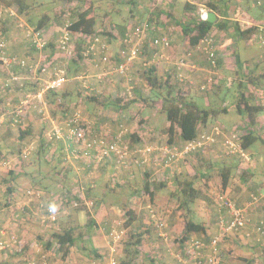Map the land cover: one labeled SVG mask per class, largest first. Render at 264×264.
I'll list each match as a JSON object with an SVG mask.
<instances>
[{
    "label": "rangeland",
    "instance_id": "rangeland-1",
    "mask_svg": "<svg viewBox=\"0 0 264 264\" xmlns=\"http://www.w3.org/2000/svg\"><path fill=\"white\" fill-rule=\"evenodd\" d=\"M26 1L29 4L30 12L27 13L28 16L20 17L16 15L13 19L14 22L10 23L11 28L9 34L13 35L11 41L14 40L13 38L16 39V42L13 44L14 46L23 44L22 47L24 48L25 53L22 54V57H25L28 60H40V58L43 59V57H50V46L54 44V42L59 37L60 30L65 25L69 24L71 18L73 17V15H75V10L79 6V4L75 0ZM95 1L96 4L94 8L95 12L97 13V28L102 30V37L104 41L110 45L109 48H111L112 44H117V48L119 47V45L121 46L120 40L118 38L120 36L121 30H130L131 28L137 26V24L146 20L149 22V18L151 16L150 12L152 11V8H154V10L160 8L163 10V13L160 14L158 19V22H161L159 24L161 26H159V32L157 34L160 36L166 35L170 40V54L173 60L171 66L176 67V62L179 60V58L181 56L187 55V63L180 71L177 70V68H169V62L171 61V58L169 61L160 59H156L153 61L150 60V57H152V53L148 49H145L139 60H135L138 63L134 62L130 70V75L132 77L131 83L136 85V88L140 90L142 94L146 95L150 93V88L146 84V81L143 79V76L141 74L142 69L144 68V66H146L143 65V62L146 60L158 66L157 71L159 74H173V79L169 84L172 86L174 93L178 91L180 92V94H182V96L188 98L190 97L202 107L210 109L215 108L219 110L223 107L228 109L227 113L218 114L216 117L212 116L208 118L206 122L200 123L198 134L207 132L210 127L215 124H221L224 126L226 131H234L237 135L242 131V129L246 126V122L245 120H243L244 117H241V115L236 112L233 103L238 96L239 89H242L244 87H242L241 85L242 88H239L240 81H243V84H247L248 82L243 79L246 78V74L255 77L259 74L264 73V45H262V43H259L256 40L245 41L238 37L234 39V41H230L231 44L228 45L229 40H227L226 33L220 30H217L216 32V30L214 29L212 31V37L216 44L214 45V47L216 50L217 59L220 60V66L214 68L209 65V60L202 50L203 43H200L199 48L196 46L197 51L203 52H201V54L192 52L191 47H183V42L181 43V39L178 35L179 29L176 28V25H178L177 19L180 18L177 17L178 13L175 12V10L172 8V4H174L175 1L176 3L179 1L181 2L182 6L183 1L185 0H158L159 2H155L154 0H143V6L140 7V10L138 9V13L137 0ZM193 1L195 2L197 7L198 5L208 7L207 0ZM218 1L219 0H217V2ZM153 3L155 4L154 6L152 5ZM232 5L235 9L234 14L232 15V21L238 23L241 27L249 26L252 24V22H257L258 20L264 22V11L260 8H256L253 5L252 0H232ZM2 6L4 7L3 1L0 0V12L1 14H3L2 17H0V38H2L5 41L6 46H8L9 43L7 42V39L3 34V29L1 28V23L5 22V20L7 19L6 18L4 20L6 16L4 15V13L7 12H4L3 8H1ZM144 6H146L148 9L146 10V13L144 12V14H142L143 10L146 9ZM197 7L195 11H197ZM81 8L83 9V7ZM15 9L16 8H13V10ZM61 9H63V13L60 14ZM45 10H55L57 12V15H55L52 22L42 30L44 34L43 36L48 42L47 46L41 52H34L32 46L28 42V39L25 37V30L33 29L34 22L38 18V15ZM195 11L194 13L196 14ZM18 24H21V27H19ZM55 28L57 31H54ZM109 31L113 32V34H117L115 36V41L109 39ZM147 35L149 38L150 34ZM176 39L177 44H179L180 46L181 43V46L179 50L175 52L171 48V42L172 40ZM225 41L226 46L220 47L219 44ZM233 48H235L236 53H232ZM14 49H16V47H14ZM13 55H16V53H14ZM235 55L239 56L242 62H246V64H244L242 68L237 65ZM195 56H199L200 61L203 62L204 69H202L203 71L199 70L200 73L193 76L192 72L186 71L185 69L188 67L189 61H192V57L195 58ZM111 60L113 59H111L110 56L109 62L104 65L100 63H98L100 65H97V63L95 62L86 61L83 63L65 62L68 74H74L73 76H67V81L61 88V90H67L71 93L70 97L67 98L65 103L61 105V107H58L54 110L49 109L47 105L38 103L37 108L33 107L29 109L25 117L26 119L23 120L24 122H15L11 119L7 120V126L0 127V130H2L0 131V134H3L4 129L9 130L10 128V131L7 130L8 133H10L7 139L9 141L10 136H12L14 139L13 141L9 142L8 146L16 147L18 146V143L14 142L15 136L19 133V130L26 128L25 121L29 122V120L31 119L33 124V136L35 139L31 138L30 140L24 142V144L26 143L27 145H29L30 143H34V148L30 150L29 159L31 161L34 160L35 162H38L36 158L37 151L40 146L39 142L36 141V135H40L39 130H44V133L47 135V132L49 133L50 130V120H54L57 122L62 121L63 118H65V113H67V111L69 113L73 108L80 109L83 114V118L91 122L92 125L89 133L90 136H96L100 134L99 131L101 129H98V126L103 123H107L111 129H115V131H111L107 134L102 133L105 136H108L109 134L110 137H112L117 132L119 133L120 131L121 133V131L123 130V143L127 146L129 156L133 161L130 164L122 165L120 170H117L119 168H116V170L113 169L112 171L110 170V174L112 172H117V174L111 175L117 178V180H115V184L112 185V181L109 178V173H104L102 181L97 185V188L84 191L85 198L84 200L79 199L80 201L78 202L77 207L69 204L64 205L60 209V215L56 228L63 229L67 226H75V233L78 234L80 232V238H86L84 237L86 234H89L91 236V234H95L96 231L99 232L100 238H106L108 241V245H110L109 247H113L115 249L114 255L119 264L123 257L125 259L131 257L133 259L129 264H160L154 258L156 256L153 252L156 249L154 245L156 243H159L160 238H168L169 241L173 242L170 246V253L169 251L167 252V248H169V246H164V251L170 257L171 261H178L185 264L187 260H189V264H197L198 261H194L193 259L190 260L189 256H187V254L185 253V250L183 251V253L182 249H179L180 242L177 238H180L181 232H178L177 225L173 224L175 220H178L177 211H179V217L183 218L184 216H189L194 220H201L203 222H208V220H211L212 224H214L216 218L218 219V217H222L223 213L217 210V206L214 202V192L221 187L218 170L224 164L234 163L236 156L226 154L223 150V147L221 146L220 140L215 143L207 144L202 148L192 150L188 153H183L181 151L184 147V142L175 141L171 145L168 144V135L166 132L167 128H153L151 130L144 123L147 120V117L145 116L153 111V109L157 110V108H151L149 106H143L136 103L126 109H123L124 114L121 112L123 115H119L118 110H116L115 108L116 106L111 103V101L114 100L117 94L124 92L123 90L128 87V83L124 76L117 75L112 68L113 65H116L119 62H115V64H113ZM54 63L55 64H52L51 67L58 66L60 63L62 65V62H59L57 60ZM148 64L149 63H147V65ZM244 71H246V73ZM22 73H25L24 70L22 71ZM6 78H9V73L7 74V76H3L2 74H0V86H2L0 90L3 89L5 83L7 84L8 81ZM33 80L34 79H27L25 81L35 82V80ZM37 82L38 81H36L35 84L40 87V81L38 83ZM9 86L11 87L8 89L12 88V90L7 89V93L9 96L8 104H5V101L4 103L2 102L3 105L9 108V111L14 107L19 106L22 100H28L31 102V104H34L36 98L33 97V94L35 92L27 90V93H25V90H19V87H17L16 85ZM201 86H204V88H201ZM258 86L261 87H259L261 91H259L260 93L255 92L254 84L252 83H248L244 90L246 92L248 91L252 92V94H256V102L264 104V80H262ZM26 94H29L30 96L26 97ZM89 96L92 98H90ZM42 98H44V94ZM5 106L3 108H5ZM66 106L67 110H65V112H62L64 107ZM1 108L2 105L0 104V115L2 114ZM38 108H41L40 112ZM103 110H106V113L111 117L103 115ZM115 111H117L118 115L114 113ZM127 112L129 115L127 114ZM262 114H264V111L259 114V116ZM10 116L12 117L11 114ZM161 121V119H158L155 120V123L159 124ZM258 121L260 123V121H264V118L258 119ZM43 122H47V126H45L44 129L41 128V126H43L41 125L43 124ZM132 125H134L135 127L131 128ZM140 127L148 128L144 129L146 131H143V138L147 139V143L143 142L142 139L140 141H137V143L140 144L135 147V144L131 142L132 139L129 138V135L131 134L130 129L135 130V128H137V130H139ZM261 131L264 134V130L261 129ZM5 142H7V140H5ZM5 142L2 143L4 148H6L7 146V143ZM25 147L26 146H22L23 150ZM148 147L152 148L154 151L152 150L151 153H148L149 151L145 149ZM163 147H167L168 149H170L173 154V162L170 164L167 171H158L157 175H154L155 179L151 181L152 183L160 181L162 179L167 180L169 178H173L174 173L180 176H194L196 173L200 174L201 170L208 171V179L206 177V179L204 177H199V179L195 181L194 185L196 188H198L199 193L197 198L193 202H191L188 207L184 206L183 208H180V201H177L176 198L169 195L170 189L168 188L163 187L157 190L158 188H156V186L154 185V202H150L147 191L143 189L141 175L148 172L145 171L144 173V170H151V172H153V164L151 161L152 154L159 152L157 156H161L160 148ZM6 149L7 150H4L3 153L1 168V172H3L4 175L7 172L8 167L17 162L18 156L16 150L14 152H11L12 148L9 147ZM143 149L145 150V152L142 154L139 150ZM247 151L249 154H252L255 159V167H251L253 170L252 176H254L257 181L263 180L264 144H262L260 141H256L248 148ZM45 153L47 154L42 156V159L40 160V169L43 172L46 171V162L51 165L55 161L54 154L52 153V148H48ZM51 154L53 155L51 156ZM136 155L137 161H135ZM49 157L53 162H50L48 160L46 161V159ZM198 158L200 160H204L203 163H200ZM215 158L218 160L217 162L214 160ZM27 160L28 159L26 158L23 159L25 164L23 163L22 165L18 166L16 170L20 169L22 166L25 170L29 166V161ZM209 161H211V163H209ZM50 169H52V167H50ZM244 169L247 170L246 168ZM244 169H239V172L238 168L236 169L234 175L237 176V179L243 176L242 172ZM97 170H99V167H96L93 170L91 168V170H88L87 173L89 171L95 172ZM128 172H132L133 175L129 180L127 178H124V174ZM87 173H84V177H86ZM82 179V182H85L84 184H88L86 180L84 181V178ZM1 180L2 176H0V181ZM206 181H210V183L208 184ZM34 195L35 193L32 192L31 196ZM229 196L231 198L234 197L231 193L229 194ZM2 197L3 193L0 192L1 208L4 207L3 202H5ZM98 204H101L102 207H98ZM148 204H150V208H152V213L148 211ZM247 205V209L245 208L246 210L253 209L252 206L249 208V206ZM128 208H131L133 210L132 214L126 213V210ZM248 212L250 213V211ZM1 213L7 216L9 215L10 211L2 210L0 211V214ZM151 214L154 215L151 216ZM89 218H92L94 220V223L87 229L86 223L89 222ZM152 219H156V221L151 223ZM5 220L6 218L3 220L0 218V230H2L4 227L8 228L6 226V223H4ZM144 221H146L147 223H143ZM3 223L5 225L2 226ZM147 226L149 227L146 228ZM112 232L113 234H116L118 236V240L115 242L111 240ZM214 232L216 233L217 231L214 230ZM140 233L141 235L143 234L141 237V241L138 242V244H130V238L132 234H134V237H132V241H134L136 235ZM232 236L235 235L229 234L224 238H232ZM152 238L153 241H151ZM6 240H9V238H6ZM122 249L123 251L125 249L126 254L123 253ZM3 251L9 253V250L7 249L0 250V253H2ZM56 252L57 253H54L53 255H49L47 257L48 260L53 261L56 264H62L63 261L66 262V264H104L105 262L104 259H101L100 261L95 263L89 260L92 258H85L82 260L81 258H78V260L76 261H71L68 256L66 258H63L59 250H57ZM103 254L105 255V253ZM181 255H184L186 262H183L184 257ZM218 262L220 261L218 260Z\"/></svg>",
    "mask_w": 264,
    "mask_h": 264
},
{
    "label": "built area",
    "instance_id": "built-area-1",
    "mask_svg": "<svg viewBox=\"0 0 264 264\" xmlns=\"http://www.w3.org/2000/svg\"><path fill=\"white\" fill-rule=\"evenodd\" d=\"M159 2L158 0H154ZM257 6L264 7V0H253ZM154 2V3H155ZM152 4L153 6L155 4ZM3 8L4 15L11 17L16 16V12L12 8L1 7ZM196 11V16L199 21H208L207 14L210 9L203 5H198ZM154 10V8H152ZM3 14L0 12V17ZM21 27V24H18ZM260 30H264L263 25H259ZM159 29V28H157ZM153 30L152 23L147 20L137 24L134 28L124 31L123 35L119 36L120 43L122 45L119 50V56L121 61L113 65L112 68L115 73L119 76H124L127 80L128 87L124 92L120 93L126 100L130 99L132 94V84L131 77V67L133 66L135 60H139L144 48H149L148 50L152 53L150 60H167L171 58L170 54V40L165 36H156L153 39H148L149 32ZM25 37L28 39L30 45L41 52L47 45V40L44 38L42 31H35L33 29L25 30ZM101 31V30H100ZM116 34V33H114ZM117 35V34H116ZM213 34H208L200 43H203L202 50L207 56L211 66L216 65V50L214 45L215 41L213 39ZM261 37V36H260ZM78 39H84L85 42L82 43L80 49H76V42ZM256 40L255 38L250 39L249 41ZM261 43H264L263 39H258ZM200 43L197 45L199 48ZM6 43L0 38V60L2 64L6 67L17 66L24 69V74L18 75L13 71L9 72V78L7 79V85H16L19 89L24 88L25 80L34 79L40 81L41 83L38 90L33 94L36 99L34 104H31L28 100H22L19 106L14 107L10 110V114L15 122H22L29 109L37 108V104H44L42 98L44 92L49 90H57L63 86L67 81V69L66 61L73 59L77 63L91 62L95 58L102 64H107L110 60V48L100 32L86 34L84 32H75L68 29V25H65L60 30V35L55 41V61L62 62L58 66L51 67L55 64L54 59L51 58L48 60V57L40 58V60H28L25 57H18L16 55H11L6 53ZM189 55V54H188ZM187 55L181 56L176 62L177 70H182L183 66L186 65ZM54 61V62H53ZM151 63L150 61H144L143 65ZM26 74V76H25ZM46 76V77H45ZM33 80V81H34ZM204 88V86H201ZM29 94H26V97H29ZM39 112L41 108H38ZM82 112L78 108H74L67 119L62 121L50 120V130L47 133V138L53 142V144H61L62 152L64 153V158H73V159H83L88 164H98L101 161L114 157L115 165L121 167L125 164H130L132 162L127 146L123 143V134L117 132L114 136L107 138L104 134L100 133L97 136H90V126L85 118L82 116ZM121 127V126H120ZM126 131V130H125ZM218 140L221 142L223 150L228 155H235L242 159L243 163L249 161V155L245 149H243L239 143V137L235 134L234 131H226L223 125L215 124L210 127L207 132L199 133L196 137L190 141L184 142V147L181 150L183 153H188L192 150H196L204 147L207 144L215 143ZM32 147L26 146L22 151V156L26 157L30 154ZM148 153H151L152 148H145ZM143 154L145 150H139ZM154 151V150H153ZM159 152L152 154V164L155 172L164 170L170 166L173 162V154L167 147L160 148ZM180 151V152H181ZM32 192L35 193L34 196H31ZM29 196L37 198L38 201V210L35 215L39 224L43 227H54L56 228L58 224V218L60 214V209L66 205L65 200L67 198L66 194L60 196H53L52 198L44 199V194L37 190H27L26 192ZM259 200V196L252 195L251 200L247 201L244 206H241L234 202L231 197L228 195V191L220 187L217 191L214 192V202L217 206V210L222 212V217L217 219V234H215L208 245H206L202 240L198 238H190L185 245V253L189 256L190 260L198 261L197 264H218L219 255H220V244L222 239L229 234L240 235L248 239L255 238L256 243L261 240L262 235L264 234V219H258L253 221L251 216V211L246 210L247 206L249 208L252 206L254 208L256 202ZM50 205H54L56 208L55 212L49 210ZM72 206H78V201H73ZM151 206L148 205L149 212L152 213ZM246 208V209H245ZM248 208V209H249ZM250 211V213L248 212ZM15 215V213H14ZM154 214H151L153 216ZM16 216L19 214L16 212ZM160 226V225H159ZM5 228L0 230V250L7 249L11 252L16 250L15 244L16 239L14 236L6 237ZM111 240L113 242L118 240V236L112 232ZM9 238V240H6ZM56 244V243H55ZM19 246V243L16 244ZM58 246V244H56ZM205 250H207L205 252ZM115 249L113 247L109 248V256H107L104 264H119L115 255ZM49 255H53L51 252L42 253L40 256L35 259L31 258L27 260L24 264H56L53 261L47 259ZM66 264V262H62Z\"/></svg>",
    "mask_w": 264,
    "mask_h": 264
},
{
    "label": "trees",
    "instance_id": "trees-1",
    "mask_svg": "<svg viewBox=\"0 0 264 264\" xmlns=\"http://www.w3.org/2000/svg\"><path fill=\"white\" fill-rule=\"evenodd\" d=\"M2 1H3L4 7L16 8L15 12L17 11L19 13L25 12L26 14L30 12L29 4L27 3L26 0H2ZM75 1L78 2L79 6L75 10V15H73L69 24H67L68 29L75 31V32H78V31L84 32L86 34L96 33V32L101 33L102 30L100 31V29L97 28V13L95 12V8H94L96 1L95 0H90V1L75 0ZM105 1H110V0H105ZM252 3L256 8H260L264 11L263 6H257L253 0H252ZM182 6L184 7V10H185L184 17L178 19L177 24L180 27L182 34L186 37V41L188 45L191 46V48L197 46L200 43L199 41L202 40L208 34H211V33L213 34L212 31L214 29L224 31V33H226L227 40H229L228 45L231 44L230 41H234V39L238 37L245 41L255 38L256 41L259 43L261 42L258 39L264 38V30L262 29L260 30L258 28L259 25L264 24L263 21L258 20L257 22H252L251 25L245 26V27H241L238 23L232 21V15L234 14V11H235L232 5V0H219L218 2L217 0H207L208 8L217 14V19L215 22L199 21L198 17L194 13L197 6L193 0L183 1ZM81 7H83V9ZM63 9L60 10V14L63 13ZM162 13H163V10L160 8H158L157 10L156 9L152 10L150 12L151 16L149 18V22L151 23L153 22L152 23L153 30L149 32L150 36L147 39L146 43H148L150 39H153L154 37L158 36L157 33L159 32V29L157 28L161 26L159 25L161 22L159 23L158 19H159V15ZM55 15H57V12L55 10H48V11L45 10L41 12L38 15V18L34 22L33 30L42 31L46 26H48L49 23L52 22L53 17ZM167 15H171V14H167ZM108 33H109L108 36L110 40L112 36H114V39L116 40V37H115L116 34L113 35V32H110V31ZM123 33L124 31L121 30L120 35L122 36ZM84 42H85L84 39H78L76 42L77 43L76 49H80L82 43ZM262 45L264 44L262 43ZM219 46L220 47L226 46V41L223 43H220ZM145 49H149V48L145 47L144 50ZM199 52L201 53L202 51H199ZM232 53H236L235 48H233ZM235 56H236L235 59H236L237 65L240 68H242L243 65L246 64V62H242L239 56L237 55ZM50 57H48V60L50 59ZM215 60H216V65L212 66L214 68H216L217 66H220V60L217 59V54H216ZM120 61L121 59L118 62ZM67 62L77 63L73 59L67 60ZM169 63H171V61ZM208 63L209 65H211L209 61ZM13 67L10 68L12 71H13ZM171 68L176 69L175 66H171ZM157 69H158V66L156 64L149 63L148 65L144 66V68L141 71L143 79L146 81V84L150 88L149 94H146V95L142 94L140 90L136 88V85H134L132 88L133 96L130 99L126 100L120 94L116 95V97L114 98L113 101H111V103H113L116 106L115 108L116 110H118V112L123 111V109H126L129 106L136 104V103L141 104L143 106H149L151 108H157L159 112L165 114V118L169 122L166 132L168 135L167 143L170 145L174 143L175 141L185 142V141H190L194 139L196 135L198 134L200 123L206 122L207 119L212 116L216 117L218 114L227 113L228 109L224 107L221 108L220 110L215 109V108L210 109V108L202 107L190 97L188 98V97L182 96V94H180V92L178 91L174 93L172 86L169 84L170 81L173 79V74L168 73L165 76L163 74H159ZM19 70L20 71L18 72L16 71H13V72L18 75L23 74L22 71L24 69L19 67ZM244 72L246 73V71ZM69 75L73 76L74 74L72 73L68 74V70H67V76ZM246 75H247L246 78H243V79L248 81L247 84L248 83L254 84L255 92L260 93L261 87L258 85L262 80H264V73L259 74L255 77H252L249 74H246ZM243 83H244L243 81L242 82L240 81L239 88H242L243 86L244 87L242 89H239L238 96L235 102L233 103V106L235 107L236 112L240 114L241 117H244L243 120H245L246 122V126L238 134V137H239V143L241 147L245 150H248V148L256 141H260L262 144H264V134L261 131V128L259 126L260 123L258 121L259 114H261L264 111V104H260L256 102L257 101L255 99L256 94H252V92H248V91L246 92L244 89L247 84H243ZM24 87L27 90H31L32 92H36L39 88L37 84L33 85L31 82H27V81H25ZM61 88L57 90H49V91L44 92L43 100L46 103L47 107H49V109L54 110L58 107H61V105L65 103L67 98L70 97L71 93L67 90H61ZM125 89L123 91H125ZM27 90H25V93H27L26 92ZM65 110H67V106L64 107L62 112H65ZM70 112L68 113L67 111V113H65L64 115L65 118H63V120L69 117ZM87 122L89 123V126L91 128V125H92L91 122L89 120ZM45 126H47V122H43L42 128L44 129ZM43 132L44 130H39L40 138H42L41 140H45V141H43L42 147L38 149L37 157L39 158V157L46 155L47 153L45 152L47 151L48 147H50V145L53 146V153L55 151L54 156H60L61 154H63L61 151L62 147L59 144H56V143L53 144L51 140L45 137ZM99 132H101V130ZM32 135H33L32 129H27V130L21 129L19 136L14 140L15 143H18L17 144L18 146L16 147L9 146L10 148H12L11 152H14L16 150V153L18 154V156H17V162L8 167V170L5 173V175L0 170V176H2V180L0 181L1 188L3 189V192L5 193V196L7 197H9L17 187L15 178L18 176L19 173H16L15 168L24 163L23 159L25 158L28 159L30 157V155H27L26 157L22 156V150H23L22 146H24L23 145L24 142L33 138ZM135 135L137 136V139L135 138ZM130 137L134 141H140L138 138V132L136 133V131H135V134H131ZM4 150H7V149L4 148V146L1 143L0 144V165L2 161L1 159L3 158ZM241 161L242 159L236 156L234 163L224 164L218 170L221 187L223 189H225L230 179L234 176V173L239 166L238 163ZM52 169H55L54 165H52ZM167 169L168 168L164 170L167 171ZM240 169H244V168H240ZM23 170L24 168L22 166L20 171H23ZM68 171L65 173V178L67 177V173H69ZM149 171L151 172V170ZM200 172H201L200 174L196 173L194 176H180L174 173L173 178H169L167 180L162 179L160 181H156L153 183L156 186V188H158L157 190L163 187L170 189L169 195L171 197L176 198L177 201H180L179 202L180 208H183L184 206L188 207V205L197 198L198 193H199L198 188H196L194 185L195 181L198 180L199 177H203V175L207 179L209 178V174L207 173L208 171L204 173L203 170H201ZM242 173L244 176V178L242 179L243 180L248 179L249 175L246 174L247 170H243ZM147 178L148 177H146L144 180L143 189L147 191L150 202H154L155 192L153 189L150 188V185H149L150 177L149 179ZM63 187L66 190H69L70 188L68 186H63ZM252 195L258 196V193H252L249 196L248 201L251 200ZM74 197L75 195L67 196L66 198L67 204L71 205L70 203H72L73 201H76V200H78V202L80 201L78 198L75 199ZM231 199L234 202H236L233 198ZM260 202L261 200L259 197V200L256 202L255 205L257 206L258 204H260ZM241 206H244V205H241ZM14 213L15 212L10 211L9 215L10 214L14 215ZM126 213L132 214L133 210L131 208H128L126 210ZM259 219H264V218H259ZM155 221L156 219L151 220V222H155ZM216 221H217V218H216ZM93 223H94V220L92 218H89V222L86 223V228L88 229L90 226L93 225ZM205 224L206 223L201 220L197 221V220H194L192 217L184 216L182 218V221L180 222V231H181L180 238L183 241L184 240L188 241L189 240L188 238H191L189 236L191 233L202 234L206 238H212L217 232L215 233L213 231L212 234L208 233V231L206 230ZM45 228L50 231L49 236H48L50 240H48V244L50 246L53 243L58 244V248H59L58 250L61 256L63 258H66L70 251V247L74 244L76 238H80V235H79L80 232L78 234L75 233V228H76L75 226H67L59 230H57L54 227H45ZM142 235L141 233L137 234L135 237V240L132 241V237H134V234H132L130 238L131 239L130 244H138V242L141 241ZM192 238H195V237H192ZM196 238H201V237H196ZM187 241H184V243H186ZM261 241L262 240H260L258 243H260ZM261 247H263V245ZM131 260L132 259H129L127 261L123 260L120 262V264H129Z\"/></svg>",
    "mask_w": 264,
    "mask_h": 264
},
{
    "label": "crops",
    "instance_id": "crops-1",
    "mask_svg": "<svg viewBox=\"0 0 264 264\" xmlns=\"http://www.w3.org/2000/svg\"><path fill=\"white\" fill-rule=\"evenodd\" d=\"M142 2H143V0H137V13L139 12L140 7L143 6ZM145 5H147V4H145ZM172 5H173L172 8L175 10V12L178 13L177 17L183 18L185 10H184V7L181 6V2L178 1L176 3V1H175L174 4H172ZM144 7L146 9L143 10L142 14H144V12L146 13V10L148 9L146 6H144ZM150 11H151V9H150ZM16 15L20 16V17L28 16L25 12L19 13L18 11H17ZM137 16H141V15H137ZM13 19L14 18H12L11 16L6 15L4 18L5 22L1 23V28L4 31L3 34L6 37L7 42L9 43L8 46L6 47V50H7L6 53L11 54V55L16 53V55L18 54L17 56L22 57V54L25 53V50L22 47L23 44L14 46L13 44L16 42V39L13 38L14 40L11 41L13 35L9 34L10 28H11L10 23L14 22ZM176 28L179 29L178 35L181 39V43L183 42V47H186V46L191 47L190 45H188V43L186 41V37L182 34L180 27L178 25H176ZM215 30L217 32V29H215ZM54 31H57L56 28ZM52 35H54V34H52ZM111 40L112 41L115 40L114 36L111 37ZM181 43H180V46H181ZM180 46H179V44H177V39L172 40V42H171L172 50H174L176 52L177 50H179ZM14 47H16V49H14ZM50 48H51V52L49 53V55L51 56L50 57L51 60H53L55 57V52H56L55 42H54V44H52L50 46ZM196 48H197L196 46L192 47V52H195L197 54L198 53L201 54L199 51L196 50ZM32 49L34 52H37V50H35L33 47H32ZM120 49H121L120 45L118 48H117V44L111 45L110 54H111V59L114 60V61L111 60L113 64H115V62H118L120 60V56H119V50ZM148 57H150V56H148ZM143 59H146V58H143ZM54 61H55V59H54ZM91 62H95V63H97V65L102 64L98 60V58H95V60L91 61ZM135 62H137V61H135ZM66 63H68V62L66 61ZM98 63H100V64H98ZM172 63H173V60L171 58V63L169 64L170 68H171ZM51 64H53V63H51ZM102 65H104V64H102ZM202 69H204L203 62L200 61L199 56H197V57L195 56V58L192 57V61H189V65L185 70L192 72V75L194 76V75H198L200 73L199 70L201 71ZM11 71L12 70H10L9 67L4 66L2 64V61L0 60V74H2L3 76L4 75L7 76V74ZM13 71H16V72L20 71L19 67L14 66ZM31 83L33 85H36L35 82H31ZM10 87L11 86H9L5 83L3 86V89L0 90V93L2 92L0 95V104L2 105V108H1L2 114L0 115V127L7 126L6 125L7 120H10V119L13 120L9 114L10 113L9 108H7L5 105H3L4 101H5V104H8L9 96L7 93L8 92L7 89ZM0 88H2V86H0ZM24 89L27 90L25 87L23 88V90ZM8 90H12V88L8 89ZM19 90H21V89H19ZM19 92H22V91H19ZM45 105H46V103H45ZM4 106H5V108H3ZM121 112L123 113L124 111H120L119 115L124 114V113L122 114ZM114 113L116 115H118L117 111H115ZM102 114L105 116L111 117L110 115H108L106 113V110H103ZM127 114H128V112H127ZM263 116H264V114L260 115L258 117V119L264 118ZM145 117H147L146 118L147 120L144 123L151 130L153 128H160V129H162L164 127L167 128L169 125V122L165 118V114L161 113L157 110L153 109V111H151ZM158 119L162 120L159 124L155 123V120H158ZM122 120H125V119H122ZM25 122H26V128H24V130L33 128V124H32L31 119L29 120V122H27V121H25ZM106 124L107 123H103V124L98 126V129H101V132H99V133L107 134L111 131H115L114 128L111 129L108 126V124L107 125ZM41 125H43V124H41ZM259 126L261 129L264 130V121H260ZM134 127L135 126L132 125L131 128H134ZM41 128H42V126H41ZM125 129H126V127H125ZM144 129H148V128H141L140 127L139 130H137V128H135V130L130 129V133L135 134V131H136V133L138 132L139 140L143 139V142L147 143V139L143 138V131H146ZM7 130L8 129H4L3 134H0V144L4 143L5 140H7V142H5V143H7L6 148L7 147L9 148L8 144H9V142L13 141L14 138L12 136H10L9 141H8L7 137L10 134V133H8V131H10V128L8 131ZM0 131H2V130H0ZM5 132H7V133H5ZM32 132H33V130H32ZM19 133H20V130H19ZM19 133L15 136V139L19 136ZM44 135L47 138V135L45 133H44ZM130 135H129V138H131ZM36 137H37L36 141H38L39 146L42 147V143L45 140H41L42 138H40V135L38 136V134L36 135ZM107 138H110L109 134H108ZM135 138L137 139L136 135H135ZM33 139H35L34 136H33ZM131 142L133 144H135V147H137V145L140 144L134 140H131ZM134 142H136V143H134ZM59 145L62 147L61 144H59ZM24 146H30V147L34 148V143H30L29 145H27L25 143ZM48 148H52V153H53V146L50 145V147H48ZM247 153H248V151H247ZM53 154H55V151ZM53 154H51V156ZM248 155H249V161L248 162L243 163L241 161L238 163V165H239L238 166V172H239L240 168L246 167V169H247L246 174L249 175L248 179L243 180L242 178H244V177H240L237 179L236 178L237 176L234 175L230 179V181H229L228 185L225 187V189L228 191L229 194L231 193L234 196L232 198L239 205H245L249 199V196L252 193H258V196L259 197L261 196L260 197V200H261L260 204H258L257 206L255 205V207L253 208L252 213H251L252 219L255 222L259 218H264V178L261 181H257L255 179V177L252 176V172H253L252 168L255 167V159H254L252 154L248 153ZM50 157L47 158L46 161L48 160L50 162H53ZM36 159L38 160V162H35L34 160L31 161L28 158L27 161H29L28 162L29 166L23 171H20L21 168L18 170H16L17 167L15 168L16 173H19L18 176L15 178V182H16L17 187L9 197L5 196V193L3 192V189L1 188V183H0V192L3 193L2 199L5 200V202H3L4 207H2V208L0 207V211H2V210L12 211V212H15V215H16V212L19 214V216H16V217L13 214H10L7 216H5L2 213L0 214V218L2 220L6 218V220L4 222V223H6V226L8 227V228L4 227L6 230L5 231L6 237H9L12 235L16 239V244L19 243V246H17L15 244V247H16L15 252L9 251V253H8L6 251H3L2 253H0V264H24L26 260H29L31 258L37 259L40 256V254H42V253L51 252L52 254H54V253H57L56 251L59 249L55 243H53L51 246L48 244V240H50L48 238L50 231L39 224V222L37 221L36 215H35L36 210H38V201L39 200L37 198L29 196L26 193L27 190H39V191H41L44 194V199L52 198L53 196L56 197V196L66 194L67 196L75 195V197H74L75 199L78 198L80 200H82V199L84 200V198H85L84 191L97 188V185L100 184L102 181L104 173L106 174L108 172L109 176H110L109 178L112 181V185L115 184L116 183L115 180H117V178L114 176H111V175L117 174V172H112L110 174V170L111 171L113 169L116 170V168H119L117 170H120V168H121V167H117L115 165V161H114L113 156H111L110 158H107V159L101 161L100 163L94 165V164H88L83 159H73V158L67 159V158H64V153H63L60 156H54L55 161L51 165L46 162V171L43 172L40 169V160L42 158L37 157ZM198 160L200 163H203V161H204V160H200L199 158H198ZM214 160L216 162L218 161L216 158ZM135 161H137V155H136ZM211 161H209V163H211ZM219 162H221V161H219ZM52 165L55 166V169H50V167H52ZM96 167H99V170H97L95 172L89 171L87 173L88 170H91V168L93 170ZM1 168H2V161H1V165H0V170H2ZM67 171L69 173H67V177L65 178V173ZM145 171H148V172H146V174H143L144 176L141 175V181H142V183H144L145 178L148 177L147 179H149V177H150L149 185H150V188L153 189L154 183H152L151 181H153L155 179L154 175L155 174L157 175V172H155L154 169H153V172H150L149 170H144L143 172L145 173ZM203 172H207V171H203ZM84 173H87L86 177H84V175H85ZM122 174H124V173H122ZM124 176H125L124 177L125 179L127 178L129 180L133 175H132V172H128V173H125ZM82 178H84V181L86 180L88 184H84L85 182H82V180H83ZM206 182L208 184L210 183V181H206ZM63 186H68L70 188H69V190H66ZM76 201H78V200H76ZM66 203H67V201L65 200V204ZM70 204H72V203H70ZM148 205H150V204H148ZM148 205H147V207H148ZM98 206H99V204H98ZM100 206H101V204H100ZM177 212H178V214H177L178 220L174 221V219H173V221H174L173 224L177 225L178 232H181L180 231V222L182 221V217H179V211H177ZM108 221H109V219H108ZM210 222H211V220H208V222L206 221L205 225H206V230L208 231V233L212 234V232L214 230H217V221H215L214 224H212V222L211 223ZM4 223L2 224V226L5 225ZM143 223H147V222L144 221ZM170 224H171V222H170ZM148 227L149 226H147L146 228H148ZM172 227H173V225H172ZM56 229L59 230L58 228H56ZM98 231H99V229H98ZM189 236L191 238L192 237H195V238L201 237L198 239L202 240L206 245H208V243L210 241V238H206L202 234L191 233ZM84 237H86V238H76L74 244L70 247V251L67 255L69 257V259L71 261H73V260L76 261V260H78V258L79 259L81 258V260L85 259V258H92L89 260L93 261L95 263H97L101 259H104V261H106L107 256H109L108 251L110 248L109 247L110 245H108L107 239L106 238H100L99 232H97V231L95 234H91V236L89 234H86ZM177 239L180 242L179 243L180 244L179 249L180 250L182 249V252H183L185 250L184 247L186 245V243H184V241H187V240L183 241L181 238H177ZM188 239H190V238H188ZM261 240L262 241L260 243H258V242L256 243L255 238L248 239V238H243L240 235L232 236V238H223L222 242L220 244V248H221L220 249V255H219L220 256L219 257L220 262H218V264H264V234L262 235ZM151 241H153V238ZM172 243L173 242L169 241L168 238H163V239L160 238L159 243L158 244L156 243L154 245L156 247V249L153 251L155 256H156L154 258L156 259V261H158V263H160V264H184V263H180L178 261H173V260L171 261L170 257L165 253L164 246H166V245L169 246V248H167V252L169 251V253H170V251H171L170 246L172 245ZM262 245H263V247H261ZM122 251H123V249H122ZM206 251L207 250H205V252ZM103 253H105V255ZM123 253H125V249H124ZM181 256L184 257V255H181ZM129 259H132V258L129 257V258L125 259L123 257V259H121V261H123V260L127 261ZM183 262H186L185 257L183 259ZM227 262H229V263H227ZM102 263H103V261H102ZM189 263H190V261L187 260V262L185 264H189Z\"/></svg>",
    "mask_w": 264,
    "mask_h": 264
},
{
    "label": "water",
    "instance_id": "water-1",
    "mask_svg": "<svg viewBox=\"0 0 264 264\" xmlns=\"http://www.w3.org/2000/svg\"><path fill=\"white\" fill-rule=\"evenodd\" d=\"M216 19H217V16H216L215 12H213L212 10L208 11L207 20L210 22H215Z\"/></svg>",
    "mask_w": 264,
    "mask_h": 264
},
{
    "label": "clouds",
    "instance_id": "clouds-1",
    "mask_svg": "<svg viewBox=\"0 0 264 264\" xmlns=\"http://www.w3.org/2000/svg\"><path fill=\"white\" fill-rule=\"evenodd\" d=\"M216 16H217V15H216ZM49 210H50L51 212H55V211H56V208H55L54 205H50Z\"/></svg>",
    "mask_w": 264,
    "mask_h": 264
}]
</instances>
